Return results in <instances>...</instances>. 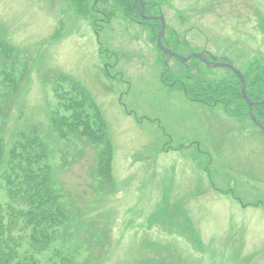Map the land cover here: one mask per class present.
<instances>
[{
	"label": "rangeland",
	"instance_id": "rangeland-1",
	"mask_svg": "<svg viewBox=\"0 0 264 264\" xmlns=\"http://www.w3.org/2000/svg\"><path fill=\"white\" fill-rule=\"evenodd\" d=\"M79 1L76 10L73 0H0V44L17 52H0L1 136L8 145L38 128L71 218L40 263L67 249L88 264H264V132L189 94L174 62L164 66L159 33L111 0ZM156 1L165 34L228 50L243 71L255 61L258 77L264 0H147ZM58 75L86 88L104 117L111 186L98 184L97 149L51 128Z\"/></svg>",
	"mask_w": 264,
	"mask_h": 264
},
{
	"label": "trees",
	"instance_id": "trees-1",
	"mask_svg": "<svg viewBox=\"0 0 264 264\" xmlns=\"http://www.w3.org/2000/svg\"><path fill=\"white\" fill-rule=\"evenodd\" d=\"M0 52L17 54L3 44ZM248 77L251 85L252 71ZM258 77L257 93L256 87H250L248 92L258 102L255 115L264 126V68L261 65ZM187 88L189 93L206 97L210 104L217 101L235 118L247 116L237 81L203 79L190 83ZM51 89L55 106L50 122L56 138L68 141L78 136L97 149L98 184L108 186L113 178L112 148L106 122L95 100L79 82L65 75L55 77ZM1 135L0 126V264H41V250L46 251L55 239H63L71 218L56 188L54 169L48 163L49 150L39 130L33 127L18 133L8 145ZM26 240L31 247H25ZM66 251L65 254L56 251L50 256L58 258L57 264H88L87 261L72 262Z\"/></svg>",
	"mask_w": 264,
	"mask_h": 264
},
{
	"label": "flooded vegetation",
	"instance_id": "flooded-vegetation-1",
	"mask_svg": "<svg viewBox=\"0 0 264 264\" xmlns=\"http://www.w3.org/2000/svg\"><path fill=\"white\" fill-rule=\"evenodd\" d=\"M110 3L118 5L121 14L123 13L126 16V19L129 23H135V24H144L145 26H148L150 29H153L158 35V33L161 30V14H162V4L159 1H156L155 3H149L147 0H111ZM126 10V12H125ZM142 18V19H141ZM149 19V20H143V19ZM125 24V22H124ZM170 32V31H168ZM178 37L175 36L173 32L169 33L167 35V46L169 49L180 55ZM184 49L187 51L186 56H190L192 54H197L201 56V60L194 59L195 63L191 66H186V70L191 71V76L195 75H203V70H208L205 62H211L212 58H217L214 56L206 47L199 50L198 52H194L191 50H188V44L184 43ZM167 47V48H168ZM220 59L225 58L224 56L218 57ZM208 68V69H207ZM241 86H239L240 88ZM254 89V88H253ZM257 89L255 88V93H257ZM202 102H205L204 100H200ZM254 102V101H253ZM257 102V101H255ZM206 103V102H205ZM208 104V103H206Z\"/></svg>",
	"mask_w": 264,
	"mask_h": 264
},
{
	"label": "water",
	"instance_id": "water-1",
	"mask_svg": "<svg viewBox=\"0 0 264 264\" xmlns=\"http://www.w3.org/2000/svg\"><path fill=\"white\" fill-rule=\"evenodd\" d=\"M158 45H159L160 47H162L161 44H160V41H158ZM215 66H225V67L229 68L230 70L234 71V72L239 76V78L241 79L242 83H244V82H243L244 80H243V78L241 77V74H240L237 70H235L231 65H226V64H224V65H223V64H216ZM242 94H243L245 100L247 101V103H248L249 106H250V115H251L252 121H253L256 125H258V126L264 131V127H262L261 125H259V124L257 123V121L253 118L252 114H251V111H252V108H251V102L249 101V99L247 98V96H246V94H245V88H244V85L242 86Z\"/></svg>",
	"mask_w": 264,
	"mask_h": 264
}]
</instances>
